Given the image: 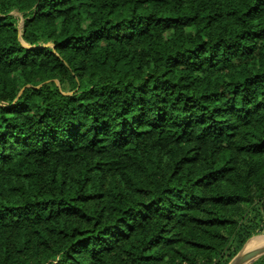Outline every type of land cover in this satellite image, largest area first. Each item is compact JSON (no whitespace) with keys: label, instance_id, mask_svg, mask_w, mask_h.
<instances>
[{"label":"trees","instance_id":"1","mask_svg":"<svg viewBox=\"0 0 264 264\" xmlns=\"http://www.w3.org/2000/svg\"><path fill=\"white\" fill-rule=\"evenodd\" d=\"M261 232L264 0H0V264H225Z\"/></svg>","mask_w":264,"mask_h":264},{"label":"water","instance_id":"2","mask_svg":"<svg viewBox=\"0 0 264 264\" xmlns=\"http://www.w3.org/2000/svg\"><path fill=\"white\" fill-rule=\"evenodd\" d=\"M262 236H264V233L250 236L245 241L242 248L234 254L226 264H250L264 254V239L262 241L257 240L254 244H249L251 239Z\"/></svg>","mask_w":264,"mask_h":264},{"label":"rangeland","instance_id":"3","mask_svg":"<svg viewBox=\"0 0 264 264\" xmlns=\"http://www.w3.org/2000/svg\"><path fill=\"white\" fill-rule=\"evenodd\" d=\"M14 13H15V14L17 15V17H18V19H17V24L19 25V27H21V25H22V21H23V17H22V15H21V13L18 12V11H16V10L14 11ZM56 83H57L58 85H60L61 87L67 88V85H66V84H60L59 81H57V80H56ZM263 233H264V232H261V234H263ZM238 251H239V250H238ZM238 251H237V252H238ZM237 252H236V253H237ZM236 253H235V254H236ZM230 258H231V257H230ZM230 258L228 259V256L225 255V257H224V259H223V262H224V260H226V259H228V261H229ZM228 261H227V262H228ZM227 262H226V263H227ZM226 263H225V264H226Z\"/></svg>","mask_w":264,"mask_h":264},{"label":"bare ground","instance_id":"4","mask_svg":"<svg viewBox=\"0 0 264 264\" xmlns=\"http://www.w3.org/2000/svg\"><path fill=\"white\" fill-rule=\"evenodd\" d=\"M263 239H264V236H262V237H255V238H253V239H251L249 241V244H254L255 242H257V240L262 241Z\"/></svg>","mask_w":264,"mask_h":264}]
</instances>
